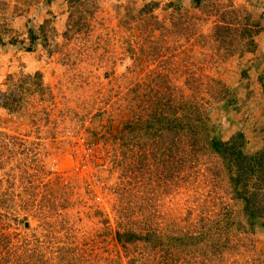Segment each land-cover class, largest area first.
I'll use <instances>...</instances> for the list:
<instances>
[{
  "label": "rangeland",
  "instance_id": "obj_1",
  "mask_svg": "<svg viewBox=\"0 0 264 264\" xmlns=\"http://www.w3.org/2000/svg\"><path fill=\"white\" fill-rule=\"evenodd\" d=\"M0 264H264V0H0Z\"/></svg>",
  "mask_w": 264,
  "mask_h": 264
},
{
  "label": "trees",
  "instance_id": "obj_2",
  "mask_svg": "<svg viewBox=\"0 0 264 264\" xmlns=\"http://www.w3.org/2000/svg\"><path fill=\"white\" fill-rule=\"evenodd\" d=\"M217 142V141H216ZM220 142H221V144H224L225 142L224 141H222V140H220Z\"/></svg>",
  "mask_w": 264,
  "mask_h": 264
}]
</instances>
